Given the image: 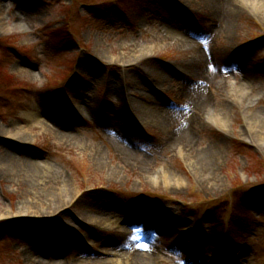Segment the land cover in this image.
I'll list each match as a JSON object with an SVG mask.
<instances>
[{"label": "rangeland", "instance_id": "374dc122", "mask_svg": "<svg viewBox=\"0 0 264 264\" xmlns=\"http://www.w3.org/2000/svg\"><path fill=\"white\" fill-rule=\"evenodd\" d=\"M0 3V128L22 126L27 142L12 152L62 181L31 189L0 172V264H124L139 249L155 264H264V130L250 121L264 112V13L236 4L220 31L207 0ZM197 49L211 53L205 75L188 66ZM197 86L210 102L198 117ZM159 108L170 132L195 115L192 150L150 119ZM48 189L78 196L55 212Z\"/></svg>", "mask_w": 264, "mask_h": 264}, {"label": "bare ground", "instance_id": "6f19581e", "mask_svg": "<svg viewBox=\"0 0 264 264\" xmlns=\"http://www.w3.org/2000/svg\"><path fill=\"white\" fill-rule=\"evenodd\" d=\"M242 2L245 3L246 6L250 5L253 6L257 11H260L264 13V0H207L206 5L209 7V10L207 11L208 16L211 18L209 20L210 23L216 26L217 29H219V26L221 27L224 24V27L220 29V31L225 30L224 28L231 22V17L233 16L232 12L234 10V7H236V4H241ZM250 3V4H248ZM5 6L0 3V15L3 11ZM236 10V8H235ZM234 10V11H235ZM190 42L189 39H184L183 43L187 44ZM207 60V53L204 51H201L200 49L195 50V58L193 60V65H188L191 68L192 73L195 76L199 75H205L207 74V69L206 67L204 68L205 61ZM207 63V62H206ZM249 80V78H248ZM213 79L209 80L207 83H211ZM110 95L115 96L116 93L114 94L111 90H109ZM195 96L194 97V111L195 115L204 113L207 114L206 112L209 110V99L206 95V90H202L201 86H197L196 91H195ZM193 111V112H194ZM164 109L159 108L158 110L152 111L151 112V118L152 121L156 120L158 124L162 127V129H165V132H163L166 135H169L172 140H174L173 146H181L182 150L186 149H191L192 145V138L190 135V127L192 125L196 124L195 120V115L191 116L190 114H185V120L187 119V123L183 129H179L174 132L169 131L168 127V121L170 119L168 118L167 115L164 114ZM169 113V111H166ZM148 114L150 112H147ZM24 122H30L34 124H41V126H44L41 121L38 120V117L36 114H29L27 117H25ZM251 124L260 137L261 131L259 130H264V112H260L257 115L254 113L251 117ZM224 122V121H222ZM260 123V124H259ZM51 126L45 125L44 128H47L54 136H56L59 140L64 141L66 143H73L75 141V138L72 136V134H67L62 131H60L57 127H54L53 123H50ZM261 126V128H260ZM9 128H12L10 130H7L5 128H0V136L5 137L6 139L3 140V142L0 144V172L3 174L6 173H13L15 175H18L19 180L21 182H24L27 184L29 188H37L38 185H52V184H60L62 181L58 177H52V176H43V177H38V170H45V163L43 162H37L35 159H32L29 155L19 153V156H16L12 151L18 150V146L22 145L24 146V143H26L27 138H24V130L22 126H16L12 127L9 126ZM14 129V130H13ZM167 129V131H166ZM180 148V149H181ZM192 150V149H191ZM99 151L95 150L93 151L94 156L99 155ZM194 159L197 161V167L196 170L197 172H204L206 170L210 169L211 166V161L212 157L214 156L213 151H203L201 153H196L194 155ZM95 160H99L97 158H94ZM206 169V170H205ZM22 178V179H21ZM66 182L64 181V185ZM53 193L51 194L50 190L44 192L42 194L45 195L47 198V209H53L55 212L57 210H63L66 207L70 205V203L74 202V200L77 199L78 194H75L74 197L70 198L67 202H65V199L63 197H58L59 193ZM67 193L62 194V195H67ZM40 195V194H39ZM71 195H69L70 197ZM67 197V198H69ZM63 203V204H60ZM79 205V204H78ZM28 211V210H26ZM164 214H161L157 219H156V225L154 223L155 227L160 226L162 223L165 226V219ZM92 219L99 222L103 219V214L102 211H98L94 216H92ZM163 220V222H161ZM52 249V248H51ZM50 251H54L53 249ZM40 253H45V249L43 248L42 250H39ZM145 253L141 251H135L130 254L125 255L126 256V261L124 264H155L154 263V256L150 253L149 251H145ZM130 257V258H129ZM115 261H118L117 259ZM111 262V261H109ZM38 264H69L67 262L61 263L58 261H44L40 262Z\"/></svg>", "mask_w": 264, "mask_h": 264}]
</instances>
